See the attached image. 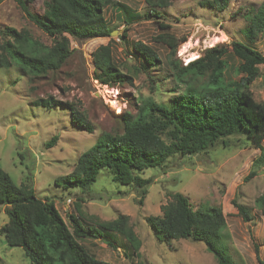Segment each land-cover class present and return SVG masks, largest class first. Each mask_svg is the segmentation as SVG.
<instances>
[{
	"label": "rangeland",
	"instance_id": "rangeland-1",
	"mask_svg": "<svg viewBox=\"0 0 264 264\" xmlns=\"http://www.w3.org/2000/svg\"><path fill=\"white\" fill-rule=\"evenodd\" d=\"M45 1L25 0L28 8L37 14L45 12ZM116 1L122 6L105 8L113 33L88 40L70 36L74 51L60 69L30 77L14 67L0 68V165L17 184L32 183L38 196L53 200L68 223L70 212L78 214L76 202L84 215L95 221L129 215L142 240L139 258L132 257V248L123 237H118V244L107 240L108 236L80 239L91 253L111 264H135L137 259L143 264H218L202 241L180 239L166 243L154 236L146 217L162 215L161 206L175 192L187 196L194 210L208 206L222 208L227 226L221 246L235 264H264V216L255 205V199L264 191V165L254 167L260 149L243 134L223 138L227 145L220 139L207 150L185 156L177 154L161 167L144 170L142 177L152 180L145 186L144 194L139 186L114 181L106 169L87 193L55 184L57 177L75 168L79 156L102 133H122L125 117L136 114L140 100L151 96L168 103L179 93L174 90L178 86L167 63L169 48L153 39L162 32L159 21L170 24L169 31L175 36L187 38L176 52L178 61L185 65L214 45L242 41V30L249 23L246 14L251 15L263 0H228L225 9L215 6L213 0H172L168 7L158 8L160 18L149 16L146 0ZM5 27L25 29L47 45L54 42L53 37L29 20L18 0H0V44ZM123 33L126 37H121ZM138 40L157 51L162 59L159 68L134 73L133 66L139 61L131 46ZM104 44H112L114 60L124 73L133 76V83L111 87L94 78L93 53ZM252 45L264 54V32ZM228 59L229 76L238 78L231 71L238 59L232 53ZM251 88L254 98L264 104V65L260 66V76ZM48 97L75 103L86 113L94 131H86L75 123L66 105L48 108L35 104L38 99ZM57 134L56 144L47 147L46 143ZM262 144L264 147V139ZM253 167L256 174L245 181ZM234 200L249 208L252 220H243ZM4 211L5 207L0 208V264H32L21 247L6 242L2 227L8 218Z\"/></svg>",
	"mask_w": 264,
	"mask_h": 264
},
{
	"label": "trees",
	"instance_id": "trees-1",
	"mask_svg": "<svg viewBox=\"0 0 264 264\" xmlns=\"http://www.w3.org/2000/svg\"><path fill=\"white\" fill-rule=\"evenodd\" d=\"M171 1L146 0L149 16L160 18L158 8L168 7ZM18 3L29 20L54 40L53 44L47 45L25 29L5 27L2 30L0 68L14 67L30 77L45 76L63 66L74 51L70 36L77 40L110 36L113 29L105 17V8L122 6L116 0H46L45 12L37 14L28 8L25 0H18ZM213 3L220 9L229 4L228 0H213ZM246 16L249 23L242 30V41L214 45L185 65L178 61L176 52L187 38L175 36L169 31L170 24L159 21L162 32L153 39L169 48L167 63L178 86L174 90L179 93L168 103L151 96L140 100L136 114L125 117L122 133H102L79 156L75 168L69 174L57 177L55 184L63 189L87 193L100 172L106 169L114 181L139 186L144 194L145 186L152 182L151 178L142 177L144 170L161 167L177 154L202 152L234 134H243L260 149L254 167L264 165V104L254 98L251 88L260 76V66L264 65V54L252 45L264 32V0ZM111 46L101 45L93 53L94 78L111 87L133 83V76L124 73L114 60ZM131 47L139 61L133 66L134 73L161 66L162 59L150 45L138 40ZM230 53L238 59L237 65L231 66L238 78L228 74ZM35 104L48 108L66 105L75 123L86 131H94L86 113L73 102L48 97L38 99ZM58 137V134L53 135L46 143L47 147L54 146ZM254 167L245 181L256 174ZM31 184L27 181L17 184L0 165V208L5 207L8 218L2 232L6 242L21 247L32 264H111L96 257L80 242V239H106L107 236V240L116 244L118 237H123L132 248V257H140L142 240L130 223L129 215L119 214L113 220L95 221L85 216L80 203L76 202L78 214L70 212L68 223L54 201L38 196ZM233 204L244 221L252 220L246 205L236 200ZM255 205L264 216V191L255 199ZM161 211L162 215L146 217L159 241H202L218 264H235L221 246L227 226L221 207L194 210L187 196L175 192L170 201L161 206ZM135 264L143 262L137 259Z\"/></svg>",
	"mask_w": 264,
	"mask_h": 264
},
{
	"label": "water",
	"instance_id": "water-1",
	"mask_svg": "<svg viewBox=\"0 0 264 264\" xmlns=\"http://www.w3.org/2000/svg\"><path fill=\"white\" fill-rule=\"evenodd\" d=\"M113 33V32H112Z\"/></svg>",
	"mask_w": 264,
	"mask_h": 264
}]
</instances>
